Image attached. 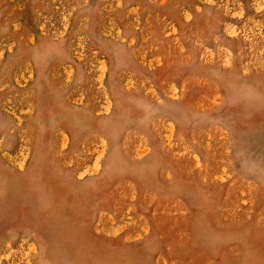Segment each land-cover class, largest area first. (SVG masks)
I'll return each mask as SVG.
<instances>
[{
	"label": "rangeland",
	"instance_id": "1",
	"mask_svg": "<svg viewBox=\"0 0 264 264\" xmlns=\"http://www.w3.org/2000/svg\"><path fill=\"white\" fill-rule=\"evenodd\" d=\"M0 264H264V0H0Z\"/></svg>",
	"mask_w": 264,
	"mask_h": 264
}]
</instances>
